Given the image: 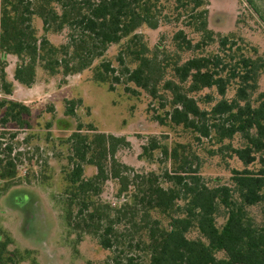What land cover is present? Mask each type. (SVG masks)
<instances>
[{"label":"trees","instance_id":"trees-1","mask_svg":"<svg viewBox=\"0 0 264 264\" xmlns=\"http://www.w3.org/2000/svg\"><path fill=\"white\" fill-rule=\"evenodd\" d=\"M158 2L0 0V50L17 57L14 79L28 88L35 84L39 66L50 75L79 74L111 45L143 25L157 29ZM191 2L197 11L193 17L194 30L202 39L193 44L179 31L175 40L187 50L199 51L217 39L219 50L174 65L172 71L177 81L167 80L164 85L173 96L170 121L204 138L214 133L221 142L240 135L245 145L231 147V151L245 168L233 171V188H210L197 171L188 178L168 177L175 185L165 188L155 175L136 174L116 159L118 149L128 145L126 138L97 132L92 126L90 131L95 134L89 136L79 123L66 141L70 153L67 187L56 202L61 207L60 219L71 235L78 240L90 235L102 248L111 251L105 264H264V227H257L247 211L248 207L264 201V92L260 91L259 83L264 73V56L235 33L216 35L209 29L207 2ZM247 2L264 26V11L253 0ZM35 17L42 20L46 33L69 29V43L56 47L46 36L39 38L33 24ZM239 41L244 42L243 47ZM146 50L137 59L139 66L134 70L125 68V72L128 81L155 97L157 84L164 76L155 59L143 56ZM6 66L3 61L0 81L3 92L11 95L13 85L7 81ZM102 69L104 73L99 77L102 81H106L109 73H115L110 63H102ZM115 81L120 80L115 77ZM184 84H188L186 90L182 88ZM231 87L235 96L229 99ZM213 88L221 99L205 96L206 103L213 105L209 110L202 109L193 94ZM0 108L3 126L13 121L24 128L27 125L24 117H31L30 108L19 102L5 100ZM74 111V107L68 108L66 115L74 116ZM6 150L8 157L2 159L0 153V178L13 180L17 166L11 158V147ZM255 163L260 165L258 171L249 168ZM86 165L95 167L96 174L86 177ZM110 179L119 185L118 198L124 199L119 207L100 200L103 186ZM182 195L187 201L183 215L173 216ZM220 207L227 210L222 228L218 227L216 218ZM155 212L166 215L169 224L163 226L154 217ZM193 227L199 230L202 239L187 237ZM10 244L9 237L0 241V264H16L8 250ZM221 251L225 252V259L217 258L216 253ZM138 252L143 256L136 255Z\"/></svg>","mask_w":264,"mask_h":264},{"label":"rangeland","instance_id":"rangeland-1","mask_svg":"<svg viewBox=\"0 0 264 264\" xmlns=\"http://www.w3.org/2000/svg\"><path fill=\"white\" fill-rule=\"evenodd\" d=\"M192 0H159L157 3V29L143 25L121 42L111 45L102 57L79 74L50 75L40 66L37 68L36 82L28 90L13 87V94L6 95L0 81V103L15 101L28 106L31 117L26 116L27 125L20 128L16 122L3 126L0 122L1 158L9 156L17 166L13 180L0 178V241L11 238L8 250L16 264H105L111 251L102 248L90 235L78 240L63 224L61 207L56 200L67 187L66 173L69 170V145L67 139L76 131L79 123L89 136L97 132L124 137L128 145L118 149L116 159L132 168L139 175H155L165 188L174 187L168 177L192 176L197 171L203 182L210 188L218 186L234 187L232 173L245 166L232 153L231 147L240 148L245 141L240 135L221 142L214 133L209 138L199 136L192 129L175 125L170 121L173 111L172 93L165 88V81L175 79L173 67L188 59L216 53L217 39L202 50H187L175 40V35L183 31L193 44L202 36L194 29L197 11ZM208 9L209 29L216 35L235 33L249 46L258 49L264 56V26L251 9L247 0H205ZM264 11V0H253ZM33 24L39 38L46 36L56 47L67 45L70 30L44 32L42 20L35 17ZM242 41H239L243 47ZM155 59L162 68L164 80L157 84V95L151 96L145 90L128 81L125 68L134 70L139 66L140 53ZM123 62H121V60ZM3 59L0 58V69ZM7 81L12 83L18 60L13 55L4 61ZM102 63H110L115 73L106 75V81L99 79L104 73ZM119 78V82L115 81ZM260 91L264 92V73L260 79ZM184 90L188 84L182 85ZM220 100L215 88L205 89L193 96L202 109L209 110L213 104L206 103L205 96ZM235 96L231 87L227 98ZM74 107V116L66 115L68 108ZM3 110L0 108V119ZM161 120L163 122H161ZM258 171L260 165L249 167ZM96 174V168L85 166V176ZM134 188L131 186L130 190ZM119 185L108 180L103 186L100 200L119 207L124 199L118 198ZM187 201L182 195L177 202L173 216L183 215ZM179 208V209H178ZM249 217L257 227H264V201L247 208ZM163 226L169 218L154 213ZM217 225L222 228L227 220V210L217 212ZM192 240L202 239L196 227L187 234ZM139 239V236H135ZM136 255L143 256V253ZM218 259H225V252H217ZM6 257V256H5ZM146 258V257H144ZM5 262V260H3Z\"/></svg>","mask_w":264,"mask_h":264},{"label":"crops","instance_id":"crops-1","mask_svg":"<svg viewBox=\"0 0 264 264\" xmlns=\"http://www.w3.org/2000/svg\"><path fill=\"white\" fill-rule=\"evenodd\" d=\"M10 56H12V55H6V54H4V53L0 50V58L2 57L3 61H5L6 58H7V57H10ZM14 57H16V56H14ZM16 58H17V57H16ZM17 60H18V59H17ZM3 61H2V62H3ZM16 66H17V64H16ZM15 69H16V68H15ZM14 73H15V71H14ZM17 84H18L20 87L24 88L25 90H28V89H29L28 87L23 86V85L19 84L16 80H14V81H13V87H14V88L17 87ZM12 94H13V89H12ZM12 94H11V95H12Z\"/></svg>","mask_w":264,"mask_h":264}]
</instances>
